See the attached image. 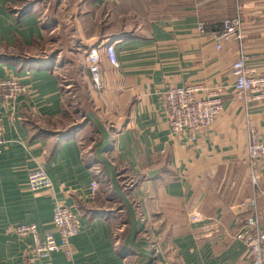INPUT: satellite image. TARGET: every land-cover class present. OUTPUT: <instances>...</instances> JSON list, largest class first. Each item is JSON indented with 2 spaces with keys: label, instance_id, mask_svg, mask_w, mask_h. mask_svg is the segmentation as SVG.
<instances>
[{
  "label": "crops",
  "instance_id": "1",
  "mask_svg": "<svg viewBox=\"0 0 264 264\" xmlns=\"http://www.w3.org/2000/svg\"><path fill=\"white\" fill-rule=\"evenodd\" d=\"M237 14L241 42L217 49L221 21ZM92 49L101 89L90 79ZM240 51L247 70L264 74V0H0V81L24 86L9 102L0 96V264H250L234 236L243 202L255 196L264 209V165L252 170L258 190L247 153L248 128L264 134V103L234 91ZM197 84L222 89V110L210 127L176 136L163 92ZM70 89L75 114L66 122ZM36 168L50 189L29 191ZM58 201L82 228L70 256L38 260L31 235L6 231L35 224L39 238L51 232L60 244Z\"/></svg>",
  "mask_w": 264,
  "mask_h": 264
},
{
  "label": "built area",
  "instance_id": "2",
  "mask_svg": "<svg viewBox=\"0 0 264 264\" xmlns=\"http://www.w3.org/2000/svg\"><path fill=\"white\" fill-rule=\"evenodd\" d=\"M241 28L242 21L239 14L223 19L220 30L214 34L216 48L220 49L222 43L228 40H236L240 43ZM197 30L200 34L205 33L204 24L200 22ZM105 56L115 69L119 68L115 46L112 43L105 45ZM246 60L247 56L240 51L231 65L234 91L246 102L264 103V74H253L247 70ZM86 61L93 88L101 89V60L95 49L88 52ZM22 92H24V86L17 79L5 78L0 81V96L4 101L9 102ZM163 106L172 134L176 136L187 133L194 135L215 122L223 107L222 89L218 87L205 91L198 84L170 86L163 92ZM2 143L3 126L0 122V146ZM247 153L250 163V180L259 190L257 177L252 170L255 169L254 164L257 162L264 165V134H260L252 127L248 128ZM27 187L33 193L47 190L51 188V180L42 168H36L28 173ZM97 187V183L93 181L90 185L92 198L95 196ZM242 206L246 215L240 219V228L234 237L244 243L250 264H264V209L258 208L255 196L243 202ZM193 220H196V217H193ZM52 226L60 237V244L56 243L51 232H46L42 238H39L35 224L13 225L6 232L19 238L31 235L34 239L32 252L38 260L47 259L51 253L59 250H62L67 257L70 256V239L75 237L82 228L79 216L66 204L58 201L53 209Z\"/></svg>",
  "mask_w": 264,
  "mask_h": 264
},
{
  "label": "rangeland",
  "instance_id": "3",
  "mask_svg": "<svg viewBox=\"0 0 264 264\" xmlns=\"http://www.w3.org/2000/svg\"><path fill=\"white\" fill-rule=\"evenodd\" d=\"M46 55H49V52H47V54ZM72 89H75V88H72ZM66 91H68V93L69 94H67L66 95V104L68 105V106H70L72 103H75L76 102V92L75 91H71V89L70 90H66ZM67 93V92H66ZM76 94V95H75ZM65 110H66V112H65V114H66V122H71L72 121V117H73V115L72 114H75L73 111V106H70V107H67L66 106V108H65ZM75 118H77V116H75ZM64 121H65V119H64Z\"/></svg>",
  "mask_w": 264,
  "mask_h": 264
}]
</instances>
